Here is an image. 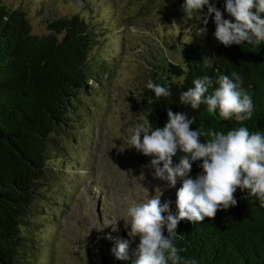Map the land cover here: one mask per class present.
Masks as SVG:
<instances>
[{
	"label": "trees",
	"instance_id": "trees-1",
	"mask_svg": "<svg viewBox=\"0 0 264 264\" xmlns=\"http://www.w3.org/2000/svg\"><path fill=\"white\" fill-rule=\"evenodd\" d=\"M162 1L183 13V0ZM210 2L224 19H230L224 12V0ZM206 11L205 7L198 15ZM206 28L204 52L197 46H183V66L168 63V68L146 76L139 100L141 114L152 111L153 127L165 125V109L170 107L174 113L184 111L195 117L193 130L203 127L226 133L246 126L250 132L264 131V44L224 47L213 37L212 17ZM47 31L41 36L31 34L25 13L4 7L0 0V264H17L16 256L29 248L22 222L37 194L36 184L46 175L51 138L65 133L80 97L92 90L88 83L98 82V74L87 63L94 42L88 23L74 15L49 23ZM233 72L251 94L255 106L251 119L242 123L234 118L224 120L218 111H207L206 105L192 109L180 103L181 92L192 87L197 77H211L212 91L220 75ZM149 79L170 88L171 95L157 99L146 87ZM149 98L153 103H148ZM200 163H193L191 177L201 171ZM234 197L236 206L217 211L212 219L180 221L177 235L171 237L183 249L180 256L195 259L197 264H264V202L239 189ZM175 207L171 205L166 214L176 215ZM132 241L130 247L135 248L139 240L132 237ZM107 264H132V259Z\"/></svg>",
	"mask_w": 264,
	"mask_h": 264
},
{
	"label": "rangeland",
	"instance_id": "rangeland-1",
	"mask_svg": "<svg viewBox=\"0 0 264 264\" xmlns=\"http://www.w3.org/2000/svg\"><path fill=\"white\" fill-rule=\"evenodd\" d=\"M1 2L24 12L37 36L46 34L53 21L82 17L94 32L87 63L98 74L97 84L88 83L90 94L80 97L70 127L51 138L46 175L36 184L37 194L22 222L30 245L16 256L17 264L113 262V240L132 239L128 206L158 195L157 187L163 190L161 204L176 206L179 183L167 188L166 182L152 178L151 169L144 170L142 185L133 178L151 158L130 148L125 137L141 122L146 76L168 63L183 66V46L205 51L199 17L188 20L162 0ZM108 235L113 239H105Z\"/></svg>",
	"mask_w": 264,
	"mask_h": 264
},
{
	"label": "clouds",
	"instance_id": "clouds-1",
	"mask_svg": "<svg viewBox=\"0 0 264 264\" xmlns=\"http://www.w3.org/2000/svg\"><path fill=\"white\" fill-rule=\"evenodd\" d=\"M181 7L188 20L206 7L207 11L198 15V34L207 33L206 25L212 17L213 37L224 47L245 42L253 46L264 44V0H224V12L230 19H224L210 0H183ZM213 83L211 77H197L192 87L181 92L180 103L192 109L206 105L207 111H218L224 120L234 118L242 123L252 118L255 106L251 94L242 88L238 73L220 75L215 81L217 87L210 91ZM146 87L157 99L171 95L170 88L151 79ZM148 103H153L152 98ZM165 110L167 121L163 127H153L149 120L152 111L141 114V122L128 129L125 142L151 158L142 166L140 175L133 177L141 185L145 169H151L152 178L166 182L167 188L180 184L176 191L177 214H166L170 202L161 204L163 190L159 187L155 189L158 195H148L145 201L127 207L128 235L138 238L139 243L130 250L132 239L115 238L110 251L117 260L128 261L131 257L132 264H197L195 259L180 256L183 249H178L171 238L177 235L180 221L201 223L205 218H214L219 210L235 207L237 189L264 202V131L250 132L246 126L226 133L203 127L193 130L195 117L190 118L184 111L174 113L170 107ZM204 137L207 139L201 142ZM197 161L201 162V171L193 178L190 172ZM115 224L113 231H117ZM105 239L113 238L108 235Z\"/></svg>",
	"mask_w": 264,
	"mask_h": 264
}]
</instances>
